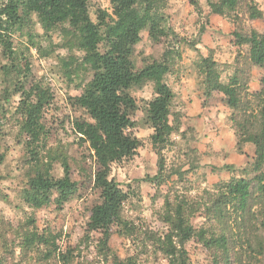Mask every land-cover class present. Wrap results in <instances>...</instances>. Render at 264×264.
Returning <instances> with one entry per match:
<instances>
[{
  "label": "rangeland",
  "instance_id": "obj_1",
  "mask_svg": "<svg viewBox=\"0 0 264 264\" xmlns=\"http://www.w3.org/2000/svg\"><path fill=\"white\" fill-rule=\"evenodd\" d=\"M198 2L199 10L188 0H161L158 14L166 34L151 39L148 30L143 29L140 41L133 47L131 60L136 68L166 55L170 71L165 79L175 93L169 115L174 132L162 152L164 179L158 185L156 180H150L157 172V155L151 145L152 129L145 111L146 103L155 95L153 83L147 81L128 88L137 103L129 131L142 145L132 158L111 165L110 177L128 193L123 217L129 230L122 235L113 228L110 251L106 254L96 249L98 233L87 230L90 208L99 200V190L93 186L92 178L98 166L88 143L74 129L76 120H90L73 97L82 92L92 71L80 64L83 53L69 45L63 32V29L70 31L67 24L46 28L32 14L6 37V48L0 46V264H116L115 257L130 256L136 264H168L149 240L152 232L160 237L167 231L161 220L165 196L200 201L205 197V189L213 193L218 183L233 175L246 178L254 175L251 163L255 146L247 142L241 153L237 151L236 128L231 117L242 123L248 119L250 124L257 125L259 100L255 95L262 89L264 65L249 60L250 45H236L233 32H264V0H239L234 10L223 15L208 13V0ZM250 5L259 9L254 19L249 17ZM87 6L93 21L100 11L111 13L109 0H87ZM211 14L215 16L210 17ZM200 41H217L218 46L212 49L198 46ZM208 55L217 62L222 82H227L234 73L239 76L242 102L238 109L230 108L220 92L206 94L197 65L201 56ZM176 70L178 76L174 75ZM35 86L47 89L51 95L42 111L46 140L39 147L40 158L51 164L55 178L63 174L61 159L67 160L71 177L78 183L77 193L61 208L53 202L32 208L22 199L33 155L26 148V135L20 131L22 117L17 107L21 91L18 89L30 90ZM196 98L200 99L202 110L198 105L196 109L200 112L192 120L188 107L194 106L192 102ZM214 145H219L221 151L214 152ZM224 158L230 162L222 164ZM203 215L199 211L190 217L194 227L203 224ZM257 218L260 220V216L254 218L253 233L261 227ZM28 230L45 233L50 242L24 248L22 234ZM54 245L56 251L69 256V262L63 263L55 253H49ZM185 246L190 264L211 262L209 251L196 238ZM254 263L264 264V256H258Z\"/></svg>",
  "mask_w": 264,
  "mask_h": 264
},
{
  "label": "trees",
  "instance_id": "obj_2",
  "mask_svg": "<svg viewBox=\"0 0 264 264\" xmlns=\"http://www.w3.org/2000/svg\"><path fill=\"white\" fill-rule=\"evenodd\" d=\"M238 1L208 0L207 4L211 12L223 15L226 11L234 10ZM109 2L111 13L100 11L96 21L89 16L87 0H6L0 3L1 47L5 49L8 42L6 37L35 14L46 28L67 24L70 31L63 29V32L69 45L83 53L80 64L92 71V77L82 92L73 97L75 104L87 113L90 120H76L74 129L81 140L88 143L98 166L92 178L93 186L99 190V200L90 208L87 230L98 233L96 249L105 254L110 251L109 240L113 228L122 235L129 230L128 221L123 217L128 193L110 177L111 165L132 158L142 145V141L129 131L132 127L131 114L136 110L137 103L127 90L147 81L153 83L155 95L146 103L145 111L147 124L152 129L151 145L157 155V172L150 180H156L158 185L164 179L162 152L170 144L174 132L169 115L175 97L165 79L170 71L166 55L160 60L151 59L139 68L131 60L133 47L140 41L143 29L148 30L151 39L166 34L160 25L161 15L158 14L161 0ZM188 2L199 10L198 0ZM258 12L255 5L249 6L251 19L256 18ZM233 35L236 45H250L249 60L263 66L264 32L234 31ZM197 67L203 76L206 94L220 92L230 108L236 110L240 107L242 100L239 89L242 84L237 73L231 75L227 82H222L218 64L209 55L201 56ZM18 91H21L17 107L22 117L20 131L26 135V148L33 155L22 199L32 208H41L50 202L61 208L77 193L78 183L71 177L67 160L61 159L63 174L55 178L51 174V164L40 158L39 147L46 140L41 123L42 111L51 95L41 86L30 90L20 87ZM255 97L259 100L256 126L250 124L248 119L242 123L237 117H231L236 128L237 151L241 153L247 142L255 146L251 163L254 175L251 178L233 175L218 183L213 193L205 189V197L200 201L165 196L161 220L167 231L160 237H155L152 232L149 240L158 247L168 264H190L185 245L193 238L209 251V264H255L258 256H264V76L262 89ZM199 211L204 214V222L196 228L190 217ZM256 214L260 216L257 223L261 227L253 233ZM22 235V246L26 249L50 242L45 233L35 230H28ZM56 250L54 245L49 253H55L63 263L70 261L68 255ZM115 260L116 264H136L132 256L124 259L115 257Z\"/></svg>",
  "mask_w": 264,
  "mask_h": 264
},
{
  "label": "crops",
  "instance_id": "obj_3",
  "mask_svg": "<svg viewBox=\"0 0 264 264\" xmlns=\"http://www.w3.org/2000/svg\"><path fill=\"white\" fill-rule=\"evenodd\" d=\"M210 9H208V13H211V11H209ZM210 17H214L215 15H213V14H211V15H209ZM218 44V42L217 41H200V42H198V46H207L209 49H212V48H215L216 46H218L217 45ZM246 45H249V44H246ZM197 48H200V47H197ZM202 50H204L203 48H202ZM202 52V51H201ZM217 60V59H216ZM179 71H175V76H178L179 75V73H178ZM181 75V74H180ZM188 93L189 94H191V93H193V92H191L190 93V91H188ZM186 95V94H185ZM196 95V93L194 94V96ZM197 99V98H196ZM199 101H200V99H197V101L196 100H194L192 103L194 104V106L193 107H191V106H189L188 107V114L191 116V118H192V120H194L195 118H194V115H196L197 113H199V112H197V109H196V107L199 105V107L201 108V110H202V107L200 106V104H199ZM212 150H214V152H219V151H221V147L219 146V145H214L213 146V148H212ZM237 156H239V157H242V156H244V155H240V154H238L237 153ZM222 157H225V155L224 156H222ZM232 157V155L229 157V158H231ZM229 158H227V159H225L224 158V163H222V164H228L230 161H228L229 160ZM244 158V157H243ZM244 162V161H243Z\"/></svg>",
  "mask_w": 264,
  "mask_h": 264
}]
</instances>
